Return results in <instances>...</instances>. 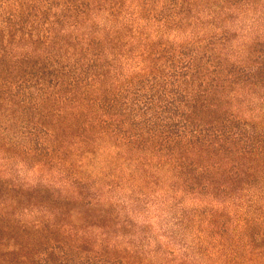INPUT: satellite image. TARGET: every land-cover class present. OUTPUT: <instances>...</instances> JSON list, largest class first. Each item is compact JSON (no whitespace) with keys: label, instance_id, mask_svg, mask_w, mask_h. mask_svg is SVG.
Listing matches in <instances>:
<instances>
[{"label":"trees","instance_id":"obj_1","mask_svg":"<svg viewBox=\"0 0 264 264\" xmlns=\"http://www.w3.org/2000/svg\"><path fill=\"white\" fill-rule=\"evenodd\" d=\"M257 1L0 0V154L75 182L98 167L102 182L247 200L261 218L246 233L264 242ZM15 206L0 208V264H126L78 234L12 221Z\"/></svg>","mask_w":264,"mask_h":264},{"label":"rangeland","instance_id":"obj_2","mask_svg":"<svg viewBox=\"0 0 264 264\" xmlns=\"http://www.w3.org/2000/svg\"><path fill=\"white\" fill-rule=\"evenodd\" d=\"M256 4L264 15V0ZM257 16L255 11L241 21L235 16L239 22L234 26L251 25ZM93 170L92 178L75 182L67 171L45 167L38 172L32 163L0 154V208L14 203L12 221L28 227L42 222L51 236L73 233L86 238L102 260L264 264V242L251 238L258 230L247 234L245 227L261 218L260 205L241 199L219 204L207 196L177 192L161 182H102L98 177L102 170ZM39 188L55 194L38 195ZM80 216L89 219L78 221Z\"/></svg>","mask_w":264,"mask_h":264}]
</instances>
